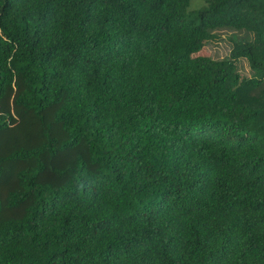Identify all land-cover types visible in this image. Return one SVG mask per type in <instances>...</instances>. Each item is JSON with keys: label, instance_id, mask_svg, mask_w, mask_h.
<instances>
[{"label": "trees", "instance_id": "obj_1", "mask_svg": "<svg viewBox=\"0 0 264 264\" xmlns=\"http://www.w3.org/2000/svg\"><path fill=\"white\" fill-rule=\"evenodd\" d=\"M201 1L0 0V264H264V0Z\"/></svg>", "mask_w": 264, "mask_h": 264}, {"label": "rangeland", "instance_id": "obj_2", "mask_svg": "<svg viewBox=\"0 0 264 264\" xmlns=\"http://www.w3.org/2000/svg\"><path fill=\"white\" fill-rule=\"evenodd\" d=\"M201 7V0H191L187 8V13L190 14L191 12H194ZM214 36L215 38L206 42L201 51L194 56H203L214 61H219L228 56L231 45L234 42L239 41L243 38L242 33L226 30L216 31L214 32ZM235 66L241 78L249 77L250 72L247 63L243 59H239L238 61H236Z\"/></svg>", "mask_w": 264, "mask_h": 264}]
</instances>
